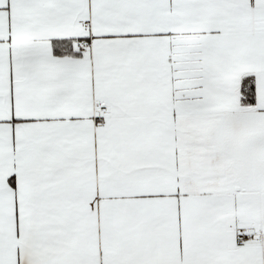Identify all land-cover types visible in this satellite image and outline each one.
Masks as SVG:
<instances>
[{"label": "snow or ice", "instance_id": "1", "mask_svg": "<svg viewBox=\"0 0 264 264\" xmlns=\"http://www.w3.org/2000/svg\"><path fill=\"white\" fill-rule=\"evenodd\" d=\"M0 264H264V0H0Z\"/></svg>", "mask_w": 264, "mask_h": 264}]
</instances>
